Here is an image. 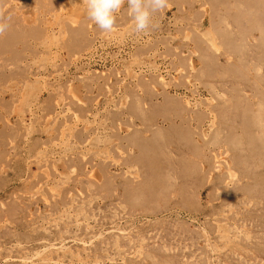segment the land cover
Returning <instances> with one entry per match:
<instances>
[{
    "label": "rangeland",
    "instance_id": "1",
    "mask_svg": "<svg viewBox=\"0 0 264 264\" xmlns=\"http://www.w3.org/2000/svg\"><path fill=\"white\" fill-rule=\"evenodd\" d=\"M0 12V264H264V0Z\"/></svg>",
    "mask_w": 264,
    "mask_h": 264
},
{
    "label": "clouds",
    "instance_id": "2",
    "mask_svg": "<svg viewBox=\"0 0 264 264\" xmlns=\"http://www.w3.org/2000/svg\"><path fill=\"white\" fill-rule=\"evenodd\" d=\"M125 3L135 34L155 29L157 25L153 23V16L169 7V0H85L87 17L102 32L111 33L116 26V14ZM11 20V15L0 12V37L9 30Z\"/></svg>",
    "mask_w": 264,
    "mask_h": 264
},
{
    "label": "bare ground",
    "instance_id": "3",
    "mask_svg": "<svg viewBox=\"0 0 264 264\" xmlns=\"http://www.w3.org/2000/svg\"><path fill=\"white\" fill-rule=\"evenodd\" d=\"M60 246H62V245H60ZM64 247V246H63Z\"/></svg>",
    "mask_w": 264,
    "mask_h": 264
}]
</instances>
